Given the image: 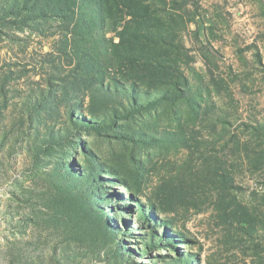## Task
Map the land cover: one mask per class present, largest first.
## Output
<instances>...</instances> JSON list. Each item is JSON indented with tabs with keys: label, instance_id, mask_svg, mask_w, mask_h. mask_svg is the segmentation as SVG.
I'll use <instances>...</instances> for the list:
<instances>
[{
	"label": "rangeland",
	"instance_id": "374dc122",
	"mask_svg": "<svg viewBox=\"0 0 264 264\" xmlns=\"http://www.w3.org/2000/svg\"><path fill=\"white\" fill-rule=\"evenodd\" d=\"M0 264H264V0H0Z\"/></svg>",
	"mask_w": 264,
	"mask_h": 264
}]
</instances>
